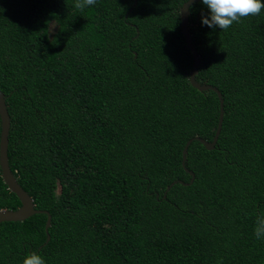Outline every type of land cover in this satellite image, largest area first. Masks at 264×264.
<instances>
[{"label":"trees","instance_id":"obj_1","mask_svg":"<svg viewBox=\"0 0 264 264\" xmlns=\"http://www.w3.org/2000/svg\"><path fill=\"white\" fill-rule=\"evenodd\" d=\"M79 2L0 0L10 166L45 211L0 223V264H264V9L224 30L192 5L196 79L225 115L214 149L190 144L191 183L184 147L214 139L220 98L190 81L184 0ZM21 204L0 166V210Z\"/></svg>","mask_w":264,"mask_h":264},{"label":"water","instance_id":"obj_2","mask_svg":"<svg viewBox=\"0 0 264 264\" xmlns=\"http://www.w3.org/2000/svg\"><path fill=\"white\" fill-rule=\"evenodd\" d=\"M200 0H192V5ZM138 0H135V4H137ZM189 16H190V10L188 8L187 4H183L181 8V25H182V31L187 41V46L191 50L193 57H194V63H193V69L190 74V81L192 85L196 88H198L200 91H206V90H213L218 93V96L220 98V117L218 122V128L215 134V137L212 141H208L205 138L195 136L188 140L186 146L183 150V165L185 166L186 170L190 172L192 175L191 183L195 180V173L193 171H190L186 167V161H187V154L190 144L194 140L201 141L207 149L212 150L216 147V144L218 142L223 121H224V115H225V108H224V98L222 95V92L220 89L216 86H213L212 84H203L197 81L196 76L199 71V65H200V56L198 54V51L196 49V46L193 41L192 34L189 29ZM0 116H1V137H0V166L2 170L3 178L6 182V184L9 186V189L17 194L21 201V206L18 207L15 210L11 209H4L0 210V223L5 221H24L28 219L29 217L33 216L37 213H43L44 210L37 209L36 205L34 203V200L32 196L26 191L22 185L19 183L18 179L14 175L9 161V134L11 129V117L8 110L7 102H6V95L5 93L0 89ZM176 182L185 183L182 180H177ZM173 183V184H174ZM172 184V185H173ZM170 185L168 187V190L171 188ZM47 212V211H46ZM48 213V212H47ZM51 220L52 217L50 214H48V220L46 223V229L48 230L51 226ZM50 239V235H48V240Z\"/></svg>","mask_w":264,"mask_h":264},{"label":"clouds","instance_id":"obj_3","mask_svg":"<svg viewBox=\"0 0 264 264\" xmlns=\"http://www.w3.org/2000/svg\"><path fill=\"white\" fill-rule=\"evenodd\" d=\"M96 0H80L76 7L83 9L84 7L94 5ZM206 6L207 15L201 16L202 25L209 28L227 30L234 22H238L241 18L249 15H257L264 9V0H200ZM184 4L188 5L189 10L192 8V0H184ZM48 24L49 31L47 34L51 39H57L52 34L55 31V19ZM58 40V39H57ZM254 234L258 240L264 239V213L257 216L254 227ZM22 264H47L46 259L39 252L31 251L25 254Z\"/></svg>","mask_w":264,"mask_h":264},{"label":"rangeland","instance_id":"obj_4","mask_svg":"<svg viewBox=\"0 0 264 264\" xmlns=\"http://www.w3.org/2000/svg\"><path fill=\"white\" fill-rule=\"evenodd\" d=\"M56 28H57V25H56ZM56 28H55V31H56ZM55 31H54V32H55Z\"/></svg>","mask_w":264,"mask_h":264}]
</instances>
